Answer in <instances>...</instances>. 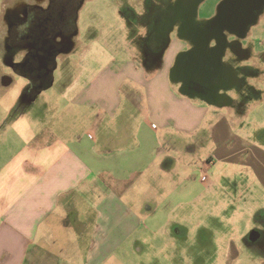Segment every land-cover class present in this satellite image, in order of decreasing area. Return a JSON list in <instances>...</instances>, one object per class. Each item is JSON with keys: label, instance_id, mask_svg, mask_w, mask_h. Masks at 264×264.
I'll list each match as a JSON object with an SVG mask.
<instances>
[{"label": "rangeland", "instance_id": "1", "mask_svg": "<svg viewBox=\"0 0 264 264\" xmlns=\"http://www.w3.org/2000/svg\"><path fill=\"white\" fill-rule=\"evenodd\" d=\"M30 1L0 0V31L5 13L3 3L15 6ZM222 1L204 0L198 17H213ZM127 4L136 12V20L126 16L123 6ZM147 9L144 10L143 0H85L79 10V33L73 48L57 59L54 86L44 90L35 103L36 106L44 100H57L60 91L77 80L65 101L81 93V89L85 93L91 85L90 97L101 88L111 100L117 101L121 93L125 104L128 105L126 100L131 103L135 116L139 106L142 117L149 107L159 119L157 133L161 143H167V155L160 160L162 170L148 182L144 180L135 197L118 196L111 202L116 207V217H122L111 219L104 264H264V171L261 172L254 154L257 149H264V9L258 11L257 21L249 27L247 36L239 38V44L249 48L248 57L238 56L229 48L223 54V68L234 70L238 76L233 84L227 81L231 85L225 84L227 88L223 90L231 97V104L222 102L216 106L197 96H183L182 85L173 76L176 86L171 87V68L179 54V42H183L174 38L189 39L198 28L194 21L190 26H182V32L177 26L179 22L175 24L173 40L162 59L161 55L152 57L153 66L144 69L147 55L142 47L149 39V18L144 14L149 12ZM232 39L228 36L229 44ZM6 57V53L0 52V71L11 83L9 88L0 89V105L4 115L13 109L8 120L15 118L18 128L19 120L27 118L24 113L29 107L24 104V97L31 81L13 71ZM114 70L141 71L133 76V83L129 79L132 76L125 80L124 74H113ZM3 83L1 77L0 85ZM153 84L158 85L157 95L153 91L149 97L144 89ZM171 93L173 97H169ZM128 113L120 112L115 123L122 124ZM98 114L106 117V113ZM84 125L83 121L80 128ZM204 162L210 168L203 169ZM97 199L94 198L89 213L90 228L100 223L96 218ZM148 207L156 211V218H146ZM135 211L142 213V218L133 214ZM118 221L122 229L113 230ZM253 230L261 232L256 241L249 240Z\"/></svg>", "mask_w": 264, "mask_h": 264}, {"label": "crops", "instance_id": "2", "mask_svg": "<svg viewBox=\"0 0 264 264\" xmlns=\"http://www.w3.org/2000/svg\"><path fill=\"white\" fill-rule=\"evenodd\" d=\"M13 7L3 3L5 13L0 31V52L3 55L7 51L8 16ZM215 15L209 19L198 18L207 24ZM171 32L160 59L173 40ZM179 40L183 42H179L178 55L187 46L182 37L174 38L176 42ZM144 47L142 50L145 53ZM146 55L144 69L153 66L154 62L148 52ZM140 71L114 70L113 74H124L125 80L132 76L129 79L132 78L131 82L134 83L133 76L140 74ZM172 72L170 80L174 88ZM3 75L1 70L0 80L2 77L4 83L0 89H7L11 80ZM178 81L182 83V79ZM76 82L63 88L57 100H44L35 106L37 97L54 86L53 75L52 83L35 98L25 96L24 104L29 110L24 113L26 120H19L18 128L15 127V123H18L15 118L8 120L13 109L4 115L0 105V264H104V251H108L110 245L108 229L113 225L111 219L122 217H116V207L111 202L118 196L132 194L135 197L139 185L144 180L148 182L162 170L160 160L167 155V143L160 141L156 129L159 119L154 110L146 107L148 112L142 117L139 106V114L135 116L131 103L126 100L128 105L125 104L121 93L117 101L111 100L104 93L105 89L101 88L90 97L91 85L87 86L85 93L81 89V93L79 91L65 101L68 92L77 86ZM166 85L169 90V84ZM157 86L145 87L144 91L149 97L153 91L157 95ZM181 94L194 97L183 89ZM169 97H173V94H169ZM78 107L86 109L85 113L79 111ZM180 109L184 119L182 105ZM127 110L128 118L122 124L115 123L119 113L125 114ZM99 112L106 113V117L100 116ZM83 121L85 125L80 128ZM219 123L222 124V121ZM257 153H254L255 159L262 172L264 149H257ZM202 165L203 169L210 168L208 163ZM94 198H98L96 218L100 223L90 228L88 220L92 223L89 213ZM147 212L146 218H156V211L148 207ZM133 214L138 218L143 216L136 211ZM114 227L122 229V224L118 221L113 226V230H116Z\"/></svg>", "mask_w": 264, "mask_h": 264}, {"label": "flooded vegetation", "instance_id": "3", "mask_svg": "<svg viewBox=\"0 0 264 264\" xmlns=\"http://www.w3.org/2000/svg\"><path fill=\"white\" fill-rule=\"evenodd\" d=\"M84 2L85 0H31L16 4L9 12L5 39V61L11 65L10 68L25 70L39 84L47 81L52 73H47V70H56L57 59L70 53L73 48L74 38L79 33V10ZM201 2L202 0H143L144 10L148 8L149 11L144 13L149 18V39L144 47L145 53L148 52L150 57H158L165 50L169 31L173 30L175 24L179 22L177 26L180 25L182 32V26H190L191 21H194L198 28L185 40L186 49L177 56L171 68L172 76L182 79V88L189 95L215 105L222 102L231 104V97L223 90L227 88L225 84L231 85L227 81H232L233 84L238 75L234 70L223 68L222 58L227 48L238 56L248 57L249 48L239 44V38H245L247 33L241 37L225 29L220 37L212 35L208 29L209 22L205 24L198 18ZM131 7L127 4L123 9L132 21L137 19V15L132 12ZM219 9L215 17L219 14ZM228 36L233 37L230 44ZM220 54L222 57L217 64L216 59ZM18 56L20 57L17 58ZM246 86L251 88L250 85ZM258 233L260 238L261 232Z\"/></svg>", "mask_w": 264, "mask_h": 264}, {"label": "water", "instance_id": "4", "mask_svg": "<svg viewBox=\"0 0 264 264\" xmlns=\"http://www.w3.org/2000/svg\"><path fill=\"white\" fill-rule=\"evenodd\" d=\"M263 7L264 0H223L219 7V14L209 21L208 29L212 35L219 37L225 29L242 37L257 21L258 11ZM221 57L222 54L217 56V64ZM48 72L53 70H47ZM249 238L251 241H256L259 238L258 231H252Z\"/></svg>", "mask_w": 264, "mask_h": 264}, {"label": "trees", "instance_id": "5", "mask_svg": "<svg viewBox=\"0 0 264 264\" xmlns=\"http://www.w3.org/2000/svg\"><path fill=\"white\" fill-rule=\"evenodd\" d=\"M222 4V3H221ZM18 74H21L27 78L30 79L31 83L26 90V97L28 98H35L41 91L46 89L53 81V74H50L47 81H44L43 83H37L33 77L29 76L25 70H15Z\"/></svg>", "mask_w": 264, "mask_h": 264}]
</instances>
